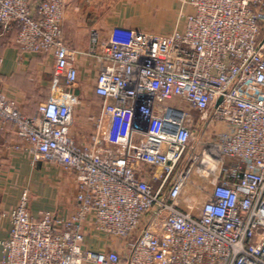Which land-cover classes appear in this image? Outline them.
<instances>
[{"label": "built area", "instance_id": "built-area-1", "mask_svg": "<svg viewBox=\"0 0 264 264\" xmlns=\"http://www.w3.org/2000/svg\"><path fill=\"white\" fill-rule=\"evenodd\" d=\"M175 1L169 32L92 27L78 50L62 29L68 0H0V35L53 60L32 116L0 92V129L76 183L68 216H32L22 191L1 214L0 264H264V0ZM78 57L94 61L102 100L81 143Z\"/></svg>", "mask_w": 264, "mask_h": 264}, {"label": "crops", "instance_id": "crops-1", "mask_svg": "<svg viewBox=\"0 0 264 264\" xmlns=\"http://www.w3.org/2000/svg\"><path fill=\"white\" fill-rule=\"evenodd\" d=\"M77 1L67 2L62 29L71 48L84 50L88 44V32L95 26L83 22L80 13L75 11ZM138 4L148 19L143 26L134 23L132 18L135 13L127 17L126 12H123L121 17L119 15L111 20L105 28H99L101 31L97 29L107 36L117 26L135 29L142 27L141 30L155 33H167L173 28L178 16L177 1L140 0ZM0 56L3 58L0 92L14 98L24 115L32 116L38 104L51 95L52 58L42 54L23 53L15 43L13 30L1 33ZM77 70L78 80L72 90L78 96V104L74 110L71 132L75 141L81 143L87 139L92 129L89 117L97 114L102 100L93 92L96 77L94 61L78 57ZM60 87L62 88L61 84ZM21 143L10 124L7 123L0 129V240L7 238L10 228L9 220L1 214L15 207L24 189L29 191L28 211L34 217L41 210L68 216L74 207L76 183L72 173L49 162L33 163L29 154L17 148ZM98 237L100 236L89 226L86 231L88 244L93 249L102 251L106 249V245L101 244ZM112 243L116 247L120 244L115 239ZM1 255L0 247V257Z\"/></svg>", "mask_w": 264, "mask_h": 264}, {"label": "rangeland", "instance_id": "rangeland-1", "mask_svg": "<svg viewBox=\"0 0 264 264\" xmlns=\"http://www.w3.org/2000/svg\"><path fill=\"white\" fill-rule=\"evenodd\" d=\"M73 1L74 0H70V2ZM138 1L140 0H78L75 3V6L77 7V10L75 11L80 13L83 22L85 21L98 29L105 28L111 20H115L119 15L121 17L123 12H126L127 17H130L131 14L135 13L132 18L134 23L143 26L148 19L145 18L146 13L140 8ZM126 20H129V18ZM117 27L129 30L133 29L135 31H145L141 30L142 27H137L136 29L130 26Z\"/></svg>", "mask_w": 264, "mask_h": 264}, {"label": "trees", "instance_id": "trees-1", "mask_svg": "<svg viewBox=\"0 0 264 264\" xmlns=\"http://www.w3.org/2000/svg\"><path fill=\"white\" fill-rule=\"evenodd\" d=\"M13 33L15 34V30H13Z\"/></svg>", "mask_w": 264, "mask_h": 264}]
</instances>
